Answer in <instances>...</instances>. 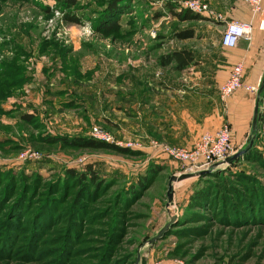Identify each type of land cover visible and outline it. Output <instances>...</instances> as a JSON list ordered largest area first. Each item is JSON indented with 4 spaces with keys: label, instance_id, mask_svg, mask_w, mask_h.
<instances>
[{
    "label": "rangeland",
    "instance_id": "374dc122",
    "mask_svg": "<svg viewBox=\"0 0 264 264\" xmlns=\"http://www.w3.org/2000/svg\"><path fill=\"white\" fill-rule=\"evenodd\" d=\"M63 1L0 0V264H264V123L213 169L243 184L179 181L173 214L170 176L208 163L175 160L166 147L189 146L150 134V94L182 73L171 52L220 43L229 0H199L209 12L192 19L177 15L188 0Z\"/></svg>",
    "mask_w": 264,
    "mask_h": 264
},
{
    "label": "crops",
    "instance_id": "0c3cea01",
    "mask_svg": "<svg viewBox=\"0 0 264 264\" xmlns=\"http://www.w3.org/2000/svg\"><path fill=\"white\" fill-rule=\"evenodd\" d=\"M229 3L224 12L226 23L251 22V39L240 40L236 47H226L220 42L211 44L204 52H196V64L180 69L177 84H167L168 90L150 94V134L190 147L204 132L216 131L224 125L230 126L237 145L243 134L251 133L257 93L241 88L222 99L219 86L240 61L245 67V83L253 87L257 84L264 70V12L254 14L243 0Z\"/></svg>",
    "mask_w": 264,
    "mask_h": 264
},
{
    "label": "built area",
    "instance_id": "2783aa9c",
    "mask_svg": "<svg viewBox=\"0 0 264 264\" xmlns=\"http://www.w3.org/2000/svg\"><path fill=\"white\" fill-rule=\"evenodd\" d=\"M247 3L254 14L264 12L263 0H243ZM187 10L197 14H207L209 9L206 5L200 3L199 0H188L186 2ZM237 25L240 27H247L249 31L240 34L231 32V27ZM253 26L251 22H242L239 20H231L226 23L225 30L221 35V44L226 47H236L240 40L251 39ZM236 40L234 46H230L227 41L231 39ZM244 63L242 61L237 62L230 69L227 79L219 86V92L222 99H225L233 95L237 90L245 88L246 90L257 93L256 88L250 84L244 83ZM260 128L264 123V101L260 106ZM97 132V130H96ZM232 131L229 125H224L220 129L213 132H204L198 141L192 147H176L168 146L165 152L167 155L175 160H181L183 162H189L192 164H199L201 162H207L209 167L211 164L225 159L232 153L231 144Z\"/></svg>",
    "mask_w": 264,
    "mask_h": 264
},
{
    "label": "water",
    "instance_id": "95a60500",
    "mask_svg": "<svg viewBox=\"0 0 264 264\" xmlns=\"http://www.w3.org/2000/svg\"><path fill=\"white\" fill-rule=\"evenodd\" d=\"M257 100L254 108V116L252 121V129H251V135L248 137L247 142L240 148H238L234 153H231L228 155L225 159L215 162L211 164L206 169H201L198 171H192V172H178L170 176L168 181V189H167V202H166V208L173 214L172 206L174 205V186L177 182L182 181L187 178H191L194 176H199L202 174H206L207 172L212 171L214 168H219L221 166H227L231 165L235 160L240 158L241 156L245 155L251 148L254 143V139L258 131L260 130V106L264 101V73L261 80L260 85L258 86L257 90ZM174 221V218H172L159 232L150 238L148 241L145 242L146 245L152 244L158 237H160L166 229L169 227V225ZM140 261V253L138 254L137 264H139Z\"/></svg>",
    "mask_w": 264,
    "mask_h": 264
},
{
    "label": "trees",
    "instance_id": "16d2710c",
    "mask_svg": "<svg viewBox=\"0 0 264 264\" xmlns=\"http://www.w3.org/2000/svg\"><path fill=\"white\" fill-rule=\"evenodd\" d=\"M63 2H64L66 7H74L77 5V0H64ZM177 15L182 19H192L195 17H201L198 14L191 13V11H189V10L185 11V13H182V12L177 13ZM69 20L70 21H78V18L69 17ZM113 23L114 22H111V25ZM193 35H194V33L192 31H189V30L178 33V37L181 39L189 38V37H192ZM170 58H171V61L175 62V67L178 69H183V68H186L188 66L196 64L194 52L191 51L190 49H187V48H181V49L172 51L170 54ZM0 93H1V91H0ZM23 118L30 120L32 117L30 115L24 114ZM87 145H90L93 147H106L107 146V144L100 143V142L94 141V140L88 141ZM246 159H248V156H246ZM230 167L225 168L224 171L232 174V170L230 169ZM220 171L223 172L222 170H220ZM86 172H88L90 174L89 178L91 177L93 179V181L96 180L97 175H95V171L91 167ZM73 173L76 174L75 171ZM78 175H79V179H83L84 177H86L85 172L78 173ZM207 175L217 177L215 179V182L218 185V187L221 189L224 188L225 186H227V184H232L233 182H237V183L240 182V185H242L243 181H244L243 178H241L240 176H236L235 180H231L230 178L225 177L224 182L220 181L218 179L219 174H217L216 170H212V172L210 174H207ZM203 176H206V175H203ZM233 186L234 185H232L231 188ZM208 191H209V193H211L212 190L209 188Z\"/></svg>",
    "mask_w": 264,
    "mask_h": 264
},
{
    "label": "clouds",
    "instance_id": "9594fccd",
    "mask_svg": "<svg viewBox=\"0 0 264 264\" xmlns=\"http://www.w3.org/2000/svg\"><path fill=\"white\" fill-rule=\"evenodd\" d=\"M249 31V29H247V27H240V26H237V25H233L231 27V32L232 33H236L237 36H239L240 34L244 33V32H247ZM79 35L82 39H90L92 36H93V29L91 27L90 24H83L80 29H79ZM227 43L230 45V46H234L236 44V40L233 38L229 41H227Z\"/></svg>",
    "mask_w": 264,
    "mask_h": 264
}]
</instances>
